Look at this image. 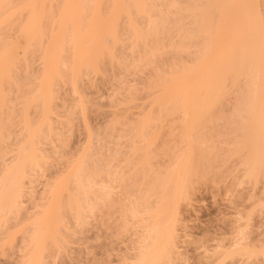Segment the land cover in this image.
Returning <instances> with one entry per match:
<instances>
[{"label": "bare ground", "instance_id": "bare-ground-1", "mask_svg": "<svg viewBox=\"0 0 264 264\" xmlns=\"http://www.w3.org/2000/svg\"><path fill=\"white\" fill-rule=\"evenodd\" d=\"M201 1L160 0L161 4L156 0H0V256L3 264H44L45 257L54 255L63 245L68 244L75 224L81 225L85 219H94L98 212L105 214L104 208H111L117 203L112 198L117 195L114 193L117 189L122 197L119 205L122 228L127 230L133 227L138 233L136 252L128 264H175L174 258L179 254L176 252L179 238L176 226L182 220L178 217L177 208L182 202L186 205L189 201L188 190L196 176L197 179L201 178L199 173L203 172L200 168L205 163L206 149L214 145V141H208L209 144L212 143L210 145H207L208 142L205 144L206 139L203 137L200 138L203 141L194 140L196 128L207 116H211L212 111L217 110L221 98L226 94L227 82L230 84L228 91H231V84L233 86L237 77L243 74L250 76L248 84L251 86L246 85L248 88L242 83L247 78L243 75L242 88L251 91V94L254 92L256 101L253 102L251 98L249 100L250 96L246 98L249 94L243 96L247 102L254 103L255 110L250 106L254 112L248 113L249 116L245 114V121L242 119L245 115L241 113L240 116L235 111L240 107L230 106L240 119L238 128L240 124H244L242 133H246V136L243 134L246 139L239 147L234 143V147H238L235 153H242V157L236 156L234 152L232 155L241 158V162L238 159L237 163L242 166V177L247 182L253 183L257 176L264 178V81L255 85L256 79L264 78V35L260 23L263 14L259 17L256 8L261 0L260 3L254 1L258 3L255 4L256 7L253 0ZM160 5L165 8L162 9ZM156 6L160 9L157 10ZM123 19L126 27H123ZM143 20L144 29L140 27V24L143 26ZM182 20H190V28L189 25L187 28H193L192 31L189 30L193 34L187 33L185 24L188 22L183 25ZM118 30H121L120 33ZM122 31L124 35L130 36L126 40L127 43L131 40L132 47L134 44L136 47L140 41L146 43V46L149 44L148 39L154 37L150 39L154 41L159 34L161 37L166 36L167 40L164 36L163 43H160V38L159 45L156 40L153 42L156 44H149V48H144L142 44L144 53H141L146 56L143 58L142 54H138L140 60H135L142 62L150 58L148 54L154 53L151 55L154 56L158 53L154 47L157 46L158 49L162 44L171 48L174 45L172 41L167 44L174 35L172 33L167 37L172 31L177 32L175 39L180 32L192 34L191 37L181 34L183 40L181 36L178 37L182 44L188 40L186 46H190V50L194 46L191 43L197 36L199 39L202 38L201 34L204 37L201 40L204 41L201 44H204V52L200 46L195 48L203 53L197 55L196 51L193 52L197 56L193 58L195 55L191 54V65L180 56L188 67L179 65L176 68L174 62L173 68L176 69L171 71L170 68V74L163 69L166 71H162L165 76L159 77L157 74L161 73V68H158L152 73L158 71L153 75L157 78L151 76L153 79L149 77V83L146 82V85L152 83L149 86L152 90L155 88L156 91H153H158L152 95L156 96L150 100L154 99L151 107L156 105L159 108L157 110L166 114V117L180 115V124L179 121L176 122L179 125L176 126V132H179L178 139L181 140L183 149L178 152L177 157L175 155L173 165L160 176L157 171L150 169L146 152L150 142L158 135L150 127L156 120H161L158 119L160 117L152 120L150 112L144 118L141 116L143 119L137 120L139 122L127 123V127L128 124L131 127L129 126L130 138L128 128V135H125L128 138L126 154L121 153L120 148L103 155L93 154L89 144L74 151V154L71 153L75 158L66 157L69 152H64L60 128H66L73 120L66 112L74 114L73 112L79 111L82 115L84 110L78 92V81L101 73L105 59L110 61L107 64H113L115 46L121 42L117 37L120 38ZM191 40L194 41L190 43ZM176 42L174 47L181 46L176 49H182L183 52L185 45H178V41ZM199 43L196 41V45H200ZM162 49L159 48V53ZM29 59L37 64L34 70L30 67V70L27 69L28 63L32 62H28ZM100 63L104 64L102 68ZM151 67L156 68L153 65ZM239 82L235 83L233 92L238 89L241 93ZM60 85L68 87L73 97L77 96L75 105H72L75 106L72 107L73 111L68 109L69 111L63 112L67 115L65 120L61 119V112L57 110V90ZM11 89L17 92L13 100L7 98V92ZM231 93L227 94L230 96ZM226 99L228 98H223V101ZM16 107L20 108H17L18 112ZM30 110L33 111L32 116ZM221 111L214 113L218 116ZM146 116L153 122L149 123L150 119ZM241 119L245 123L242 124ZM161 123L159 121L158 125ZM202 124L200 127L203 132ZM17 128L19 132L15 133ZM171 129L175 130L173 127ZM147 130L152 132L151 135H147L150 134ZM200 134L201 132L197 135L204 136ZM234 140L233 142L238 141ZM228 152L232 153L231 150ZM216 154L221 155V152ZM232 155H228V159L233 158ZM214 156H211L213 161L216 158ZM208 168H212V165H208ZM37 182L41 186L39 190L34 187ZM128 185L136 188V195L128 192ZM261 207L264 211V205ZM238 245L236 250L222 251L221 248L220 253H215L217 257L220 254V264L235 258V255L249 259L251 248L246 247L248 245L243 242ZM238 245L236 242L237 247Z\"/></svg>", "mask_w": 264, "mask_h": 264}, {"label": "rangeland", "instance_id": "rangeland-1", "mask_svg": "<svg viewBox=\"0 0 264 264\" xmlns=\"http://www.w3.org/2000/svg\"><path fill=\"white\" fill-rule=\"evenodd\" d=\"M203 1L204 0H202L201 3H203ZM254 1L256 0H253V3ZM257 1L259 2L260 0ZM156 2H160V0H156ZM197 3H199L198 0ZM255 4L257 5L258 3L255 2L254 5ZM156 5L159 6V3H156ZM158 6H156L157 10H159L160 7L162 9L164 7V5L163 6L160 5V7ZM256 8L259 17L263 14V16L260 17V23L264 35V26H263L264 20L261 21V19L264 17V1L262 3L261 0V3L257 5ZM258 9H261L259 10L260 12L258 11ZM214 13L215 12H213V14ZM213 17H215V15ZM185 19L184 21H186ZM138 20L139 19L137 18L136 21ZM189 21L190 20H187L188 23L184 22L182 24L184 25L185 23H187L185 24L186 28L185 27L184 28L187 29L188 31L187 30L185 31H187V33H192L189 32V30L192 31L193 29V28L189 29L190 28ZM123 22H124L123 27H126L125 25L126 21H124V19ZM141 23L143 24V26L140 24V21L138 25L140 24V27L143 28L145 26L144 20ZM121 25L122 23H120V27ZM187 25H189V28H187ZM125 29L127 30V28ZM180 30L182 31L183 29ZM120 31L118 30L119 33ZM172 33L174 35H172ZM176 33L177 32L172 31L170 34H168L167 37L169 38L172 35L175 39ZM183 33L184 32L182 33L180 32V34H178L176 38L179 39L178 37H180L181 34ZM192 34H187V35L191 37ZM120 35H121L120 38L119 36L117 38L121 42L119 43L117 39V44L118 43L119 44L116 46L113 45V49L115 46L117 50L116 51L114 49L116 54L115 55L113 54V57L115 56L112 59L113 64L111 65L110 63L107 64L108 60L106 61L105 59L104 63L105 62L106 63L105 66H103V68L102 65L104 64L100 63L101 64L100 67L102 68V71H100L101 73H98L94 76L85 77L82 79V81L79 80L81 81V83H79L78 81V84H80L78 85L79 86L78 92L80 94V99L84 107L82 108L84 109L82 111L83 112L82 115L81 112L79 111L73 112L75 115L66 112V110L69 111L68 109H70L71 111L72 107H75L72 105H75L74 100L76 99L77 96L73 97L74 95L71 94L72 92L69 90L67 86H66L67 88L65 87L63 88V85L62 86L60 85L61 87L59 89H58L59 86L56 87L58 89V90L56 89L58 92L57 93L58 98L56 101L57 110L59 111V113L61 112L59 116H61V119L64 118L65 120V117L67 115L65 116V113L63 112H66V114H70V116L73 118L69 126L63 129L60 128L61 138L64 140V152H69L66 155V157L71 159L72 157L71 153L80 149L86 144L87 145L89 144L88 146L91 147L93 154L97 153V155L99 154L103 155L106 154L108 151L114 150L116 148H120L121 153L126 154V152L128 151L127 140L128 138H130L129 129L131 127L129 124L127 127V123L128 122L132 123V121L139 122L145 117L146 113L148 115L150 112L151 114L150 118H152V120L154 119V117L155 119H157V117H160L158 119L163 120L162 123L161 120H159L161 123L159 125H158L159 121L154 120L157 123L154 122L151 125V127L149 126L151 131L156 133L158 132L157 133L158 135L156 139L150 142V145L146 150L149 157L148 161L150 164L149 166L150 169L157 171V173H159L160 176L161 173L162 175L163 173H166L168 167L170 168V166L173 165V162L176 159L175 155L177 157L178 152H180L183 149L181 140L178 139L179 132L178 131L176 132V130L178 129V127L176 128V126H179L176 122L179 121L180 124V115L177 114V116H173L174 114L173 115L171 114V116L173 117H169L170 115L169 116L167 115L168 117H166V114L161 113L159 110H157L159 108H157L156 105H154V107L156 108L151 107L152 105L150 104L153 102L154 99H152L151 102L150 100L151 98H154L156 96L155 95L154 97H152V95L154 93H157L158 91L155 92L156 90L154 87L153 90L155 91H153L152 87L149 86L150 84L152 85V83L146 85V82L148 81L149 77L152 79L153 77L154 78L156 77L153 75L158 71L156 72L154 71V74H152L153 70L155 69L158 70V68H161L159 69V71H161V73L163 71L164 73L166 71L163 69H166L168 71L171 68V71H174L176 68L180 67L179 65L186 66L187 64V63L185 64L186 61H188V64L191 65L190 60H192L191 58L193 56L191 54L196 51L195 48H199L200 46V48L202 47V51L204 52V44L203 46L201 45L204 42L201 41L204 40V37L201 34L203 39L202 38L199 39V36H197L195 41L194 40L189 41L190 43L193 41L195 42V43L194 42L191 43V46L194 44L191 50H190V46L188 47L186 46L188 43L187 39H186L187 43L184 42L185 41L184 39L183 41L184 44H182L181 43V39L183 40L182 36L181 39L179 40L177 39L173 40V37H170L169 42L167 44H169L172 41V43L175 45L177 43L176 41H178L179 43L178 45H185L183 47L184 48L183 52L182 49L177 50L176 49L177 46L174 47L172 43H171L172 45L171 48L167 44H165V46L167 45L166 46L167 48L162 46L161 44L160 47L158 46V49L157 46L154 47L156 48L155 51H158V53H155L154 56H151L154 53L148 54L150 55V58L148 59L146 57L147 61L142 62L135 60H140L139 57L142 53H144L143 52L144 48L151 47L149 44L153 43L155 40L157 41L156 42L157 45L163 43L164 42L163 39L165 35H162L163 37H161V34H159L160 37L158 36L157 37L158 39L155 37L154 41L152 40L150 41V39H153L154 37L148 39V42L146 41L147 43H149L146 45L147 47L145 46L146 44L145 42H144L145 44H143L142 41H140L141 43L139 44L137 42L136 47L134 44L135 48L132 47L133 45H131L130 43L131 40L129 43H127L128 42L127 40L130 39L127 38L128 35H124L123 31L121 32ZM185 35L186 34H183V36ZM160 38H162L161 42H160ZM196 41L197 43L201 41V43H199L200 45L197 44L198 45L197 46ZM156 43H153V45H155ZM142 44L143 46H145L143 49H142L143 47ZM129 45H131L132 49L130 48ZM159 48H163V49L165 48V49L164 50L162 49L163 51L160 50L159 53ZM184 50L187 51L185 52ZM203 52L196 51L197 55L199 53L202 54ZM138 54L140 55L138 56ZM197 55H195L193 58H195ZM145 56L146 54L143 55V58H145ZM180 56H182V59L184 58L183 60L185 61L184 63L181 60V58H179ZM186 56L187 59H185ZM136 57H138V59H135ZM178 58L179 60H181L180 63L179 60H177ZM31 61L32 60L29 59L28 62ZM174 62L176 63V68H173ZM36 65L37 64H35V62L33 63L32 61L31 63H28L27 69H29L30 67L32 70H34V68L37 67ZM152 65L153 67L155 66L156 68L153 69L151 67ZM168 72L170 74V71ZM161 73H158L157 75H159V77L163 75L164 77L165 74L163 73L161 74ZM166 74L168 75V73ZM243 75L242 76L240 75L241 77L239 76L240 79L237 77V79L239 80L236 79V82L240 81L239 83L241 84V82L243 81L241 78L243 77L244 79ZM245 77L247 76L245 75ZM248 78H250V76L245 78V82L247 83L242 82L245 84V87H248L246 85L251 86V84H248L250 80ZM155 79L152 81H155ZM149 81L152 82L151 80ZM255 81H256L255 85H259L263 83L264 78L256 79ZM235 83L233 84V86L231 84L232 88L230 89L232 90L228 91L230 84L229 81L227 82L226 86L228 88H226L227 89L225 94L226 96L224 95L223 98H228V99L223 101V98H221V102L219 101L220 104L218 103L219 106L218 104H216V106L218 107L215 106L217 110H214V111L222 110L221 112H219V115L217 116L216 112L214 113V111H212V113H210L211 116H207L208 120L206 119L207 118L206 117L204 120L205 122L202 121L203 124L205 125H203L201 122L202 128L204 129L203 132L200 127L201 124L197 126L198 128L200 127L199 132H198V128H196L197 132L196 135H194L195 136L194 140L198 142V139L199 141H203L204 139H206L205 144H207L206 142L208 141L211 142L214 141L212 142L214 143V145L211 146L210 149L209 147H207L208 148L206 149L207 154L212 149L210 152L212 153L213 156L216 153H220V152L221 155L216 154L214 156L216 157L214 161L212 160L213 157H211L212 156L211 153L208 154L209 156H207V154L205 155L206 157L203 156V158L205 157V163H204L205 166L203 164V168L202 167L200 168L202 169L203 172L199 170V172H201L199 174L201 175V178L202 177L205 178L202 179L198 178L200 179L198 180L196 176V178L191 183V188L188 190L189 201H187L186 205L183 202L178 205L177 208L178 209L177 211L179 212L178 217L179 219L181 218L182 220L181 221L179 220V225L177 224L178 226H176V231L178 232L177 234L179 237L177 239L178 251L176 252H178L179 254L176 255L177 258H174V260L176 259V261L174 262L175 264H220L221 262L219 260L220 254L217 257L215 253H220L219 251H221V248L222 251L223 249L236 250L239 248L238 243L241 245L242 242L245 243V245H248L246 247L251 248L249 249V251H251V255L249 256V259H247L244 256L238 255L239 257H237L235 255V258L233 257L230 260H225L223 264H264V253H263L264 252V211H263V207H261L264 205V201H263L264 178L262 176H257V178H255L256 181L254 180L255 182L254 181L253 183H251V181L250 183L247 182V180L242 177L243 176L242 174H244V170H241L242 169L240 168L241 165L239 166V164L237 163L239 161L238 159H240L239 162H241L240 157H242V153L241 155H239V153L238 154L235 153V151H237L238 147L240 146L241 142L245 141L246 139L245 138L246 133H242L244 127L243 123H245L242 122V119H245L246 121L247 120L246 116L247 115L249 116L250 113L253 114L255 110L253 106L254 105L253 102L256 101V94L252 92L253 94L252 95L251 91L248 92L246 91L247 89L245 90V88H242L244 84H241L240 87L241 93H239L237 89L239 88L238 86H240V84H238V86L236 85L237 92L236 90H234L233 92V89H235L233 88L235 86ZM149 88H151V90ZM243 90H245L246 92ZM228 92H232L234 96L232 93L229 96V94H227ZM239 94H241L242 96L244 94L246 95L249 94L247 95L246 98L250 96L249 100L251 98L253 104L251 102L249 103V101L247 102L246 99H244L245 97L243 96L242 98V96H240ZM16 95L17 92L15 89H11L9 92H7V98L9 99L13 100ZM235 97L237 98L236 100L234 99ZM241 99L246 101L247 103L246 102L244 103V101L243 103H240L242 101ZM232 101L234 102V104ZM238 102L239 105H237ZM223 103L225 104L223 105ZM246 105L248 106V108ZM221 106H223L224 108ZM230 106L232 107L238 106V108L240 107L239 109L236 110L232 108L238 114H240V116L241 113L243 115L247 114L244 116V118L241 119V123L243 125L240 124V128H238L240 119H238V117L236 116L235 114L236 112L233 113ZM17 108L19 107H16V109ZM218 108L220 110H218ZM19 109H17V112ZM244 109H245V113H243ZM247 109H250L251 111L249 112L248 110L247 112ZM240 110H242L243 112L242 111L240 112ZM30 112L29 113L32 116L33 111L30 110ZM157 114L160 116H158ZM162 115L164 116V118ZM141 116L144 117L142 118ZM212 116L214 117L217 116L218 118L215 117L212 119L211 118ZM147 118H149V116ZM210 118L212 119V121L210 120ZM207 121H209L210 123L206 124ZM150 122L152 123L153 121H151L150 119L149 123ZM169 125H171V127H173L175 130L173 131V129H171ZM127 128H128V132H127ZM170 130H172V132ZM148 131L149 130H147V133L150 134L147 135L149 136L151 135L152 132L151 131L148 132ZM205 131L208 133L206 134ZM16 132H19L18 128L15 131V133ZM126 132L129 133V135ZM169 132H171L172 134ZM200 132L201 134H204V136L206 134L207 138L204 136L199 137L198 135ZM240 133H242V135ZM239 134L241 135V137L239 136ZM243 134L245 135L244 137ZM125 135H128L129 137L127 138V136L125 137ZM207 135L211 136L212 138L211 137L209 138V136ZM236 136L239 137L240 140L243 137L244 140L242 139L240 141L239 138H236ZM152 137L154 138V136ZM202 137L204 139H200ZM236 139H238L239 142L238 141L233 142V140L236 141ZM230 142H233L231 145L234 148V151L230 145ZM234 143L238 147L235 146L236 147L235 148ZM210 144L208 142L207 145ZM230 150L232 153L228 152ZM213 152L216 153L213 154ZM233 152L235 153L236 156L239 155L240 157L236 158V156L232 155ZM47 153L49 152L47 151ZM123 154L122 156H124ZM230 154L235 158L229 157L228 159V155L231 156ZM72 158L75 157L73 156ZM206 160L209 161L207 162ZM212 161L213 163H211ZM207 163L209 167H211L212 165L213 169L208 168ZM211 169L212 171H209ZM202 174H205L206 176ZM200 175L198 176L200 177ZM34 187L35 190H39L41 186L37 182ZM127 190L133 195L137 194V190L134 187H130L128 185ZM114 193L115 194L117 193V195H113L112 198L113 200H116L117 203H115L114 206L111 208H104L103 212L105 214H103L102 212H98L96 217H94V219L88 218L85 219V221H83L81 225L75 224L73 226L71 236L68 239V244L63 245L65 248L63 247L64 248L63 249L61 247L62 249L60 248V250L54 255L45 257L44 264H128L130 263L132 257L136 252L135 241L137 239L138 233L135 231L136 228L133 227H130L127 230H124V228H122V220L119 217V205L122 203L121 202L122 197L118 189ZM262 201L263 203L261 204ZM236 242L238 247L236 246ZM2 259L3 258L0 256V264H3L2 263L3 261H1ZM216 259H218L219 262Z\"/></svg>", "mask_w": 264, "mask_h": 264}]
</instances>
